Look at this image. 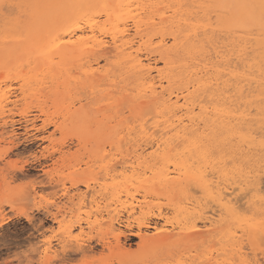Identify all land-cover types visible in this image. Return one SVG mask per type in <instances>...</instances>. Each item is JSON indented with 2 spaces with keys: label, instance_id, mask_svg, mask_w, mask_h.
Segmentation results:
<instances>
[{
  "label": "rangeland",
  "instance_id": "1",
  "mask_svg": "<svg viewBox=\"0 0 264 264\" xmlns=\"http://www.w3.org/2000/svg\"><path fill=\"white\" fill-rule=\"evenodd\" d=\"M137 1L138 0H134V3H136L135 8H132L133 16L130 17V14H127L125 16L123 15V17L121 18L122 21L117 23V20H114L115 22H111L113 21V19L111 20V17L105 16L106 9L102 7L101 0H84L86 5L83 14H80V8L77 7V4H79L81 0H0V264H178L180 259H178V257L180 256H183V258H190L189 260L184 258L186 259V262H188L187 264H189L193 262L192 260L195 261V259L196 263H200L201 260H204L203 256L211 251L213 252L212 254L216 256L217 253H221V250L223 248L227 250L226 253L227 255L229 254L228 256H230L228 259L232 257V260L230 259V261H227H235L232 264H264V254H261L264 253V205H262V203L264 204V72H262L264 69L263 1L202 0L201 2V0H144L141 3V8L139 7ZM161 8L163 11L160 10ZM190 10L192 11V13ZM41 12L43 14L39 16V13ZM78 12L80 16L79 14L77 15ZM183 12L187 13L183 14ZM177 13H182L183 16H181L182 14ZM198 13L199 15H197ZM176 14L178 15V17H176ZM201 15L203 16L200 17ZM211 15H213V17ZM134 17H136L137 21L141 25L140 31L138 33L137 31H135L136 29L134 27L133 21L129 19H133ZM163 17L166 19L164 22H162ZM211 17L213 21L211 20ZM112 18L115 17L113 16ZM91 19H95L96 21H98L99 26L103 27L104 32L106 33L105 35L107 36L106 37L104 35L103 38L105 40H108L109 42L107 46L108 50H111L110 48L112 46L114 47L112 42H110L111 39L109 38L110 35L108 36V34L113 32L112 29L114 30V28L116 27L115 24H119L127 20L128 24H126V29L130 34L127 33L129 35L126 34V38L120 36L119 39H122L119 42H124L123 39L126 40L125 42H128L129 40L131 42L132 40H134L133 42H131L132 46L135 44L133 47L136 48V50L138 49V46H140L139 50L142 55L141 57L150 60V63L152 62L151 64L153 67L155 66V68H159L161 70L162 67V71H165V75H167L166 72L168 73V77L173 80L170 89L176 90L177 88H184V86H190L191 89H194L192 88V83L195 84L203 81L206 83V88L209 85H213L215 90L216 88L219 90H216L217 95H215V93L212 92L214 90L213 86H209L210 88L206 89V92L208 94L204 93V96L207 97H202L206 100L203 101L202 98L199 99V101H201L203 105V111L199 109L195 111V114L199 111L201 114L202 111V113H206V115H209L208 118H210H207L208 120L206 119V123L210 121L211 118H214V120H219L217 122H212V119L210 123L208 122V125H212H209L210 127L208 126V130L205 132V135H207L208 138H205V136L201 140L199 137H197V139L201 141L199 142L197 139L194 140L197 142L198 148L194 146L190 147V143L187 142H185L184 144L182 143L181 145L178 144L180 147L178 145V147H173L175 151L177 148H179L177 149V151L179 152L182 150L181 152L183 153V155L181 153L178 154V152H173V155L174 153L178 155H175L174 159L171 155V164H169L170 166L168 168L170 172H173L175 164L174 160L176 161V163H187L188 161H190L188 162V164H192V162H196V164L194 163L192 168L195 165L197 167L199 163V165L201 166H198L197 168L194 167L196 169L195 172L203 173V175L204 173L207 174L205 175V180L207 177L206 181L210 183L212 182L214 184H217V182L219 181L224 182V180H226V182L224 183H226L227 186L229 184L228 187L231 188V192L233 191L232 197L233 199H235L233 200L234 205L238 201V203H236V205L238 204V207H236L235 205V214L232 212L228 214L223 213L222 222H220L221 225H219L220 223L217 224L218 227L216 225L214 229H212V227H210L209 224L204 221V219L202 220V223L199 224L200 228H202L201 232H203V230L209 231V229L210 231L214 230L212 233V238L211 240H209V242H207V244L203 243L204 245H199L194 243H184L179 248L159 246V248L156 247L158 249L149 246L148 248L144 246L143 242L141 243L142 238L140 237V233L138 232V228L136 225L138 220H141V218L143 217V212L139 209L137 210L133 218L130 219L131 221L128 223L126 221L127 215H125L126 213L122 211L125 216H122L121 221L115 224L116 233L113 231V233L111 232V229L108 226L109 224L107 223L110 218L107 210H113L116 208V205L114 204L116 199L115 195H117L120 190L125 189V186H127L126 184H128L129 186L131 185V187L133 188H130L131 190L129 191V193L121 192V201L122 203H124V206L129 207L131 203H137V201L144 203L146 201L144 197H147L146 199L149 206L153 207L152 211L155 212V215L151 216L150 218L154 222H158L160 224H162L163 221H161L156 216V214H158L159 208L164 210V213L168 212L167 214L170 218L175 217L176 214L173 215L174 213L171 212L173 209L172 205L175 204L174 197H176V204L177 206H179L178 202L180 204V200L184 195L181 196L179 194H176L175 196L174 192L159 190L161 189L159 186H157V189L159 191L154 190L156 188V186H152L154 183L145 184L146 186H141L140 181H144V179L146 178L140 172L142 170H139L142 177L140 174H135V176L129 172L131 174H128V176H131V178L129 177L130 179H123V176L119 173L122 170L121 167L125 166H121L123 163H127V165H129L132 162L136 161L135 158L138 154L148 156L149 153H152V151L155 149L152 144H149L148 141L145 142L144 138V140L141 139L142 134H140L141 132L139 131V129L141 130L140 126L142 125V123L147 124L151 119H153V115L150 112L154 110V106H151L153 107L151 111L148 108H145V111L148 109L150 111V114H146L148 110L144 114L140 111L144 109V107L141 109L142 106L147 105L145 104L146 100L144 97L146 96L145 89L147 87V84L144 83L143 80L137 78H141V75H139L141 73L138 72V74L137 72H133L134 69L131 67V63H133V61L131 62V59H127V56L126 58L124 57L126 51L128 52L129 50H125V53L123 52L124 56L122 55V59L120 57V54L122 53H118L119 57L117 58H119L120 60L115 57V53L113 54L114 57H110L112 58L110 59V62L117 60L112 64L115 63L114 65H117L121 69L123 67L124 71L115 67L117 70H121L119 72L113 67H110V65L108 67L107 62L104 58H100V61L98 59L95 64L94 60L96 61V59H94V57L98 58V56H94L95 53L94 55H90L93 53V51H89V48H87L89 54H87V50H84L83 52L82 49L84 47L79 49L80 51L76 48L77 51L73 52V50L71 52H68L62 59L59 56V51L52 48L55 39L60 37L62 39L63 37L64 40H67L69 38L67 34L69 33L67 24H72L75 20H79L83 21L81 24L83 26L86 20ZM206 19L209 20L208 22H210L211 25H209ZM193 20H196L197 22H194ZM175 22H177V25ZM165 23H167V25ZM109 26L112 27L110 28ZM168 26L170 29L167 28ZM83 27H85V25ZM228 27L230 28L227 29ZM172 28L173 30H175L174 28L177 29L175 30V34L172 33L174 32L173 30H171ZM179 29L181 30L180 32H178ZM259 30H261L262 32ZM197 32H199L200 35ZM178 33L183 34H180L181 36L179 37ZM25 34L27 35L25 36ZM172 34L175 36H172ZM209 35L211 36L209 37ZM67 36L68 38H64ZM163 38L166 40L165 44L167 43L168 46H166L168 50L165 47L162 48L163 50H159L158 53V46ZM178 38L182 41L179 42L180 40ZM38 41L45 45V49H48L50 42H52L51 53L49 55H47V52L38 53L36 50V46H32L35 45ZM175 41L177 42V44H179L178 46L177 44L174 46L175 43L173 42ZM119 42L118 45L122 43ZM171 42L173 43V45L171 46L172 48L169 47L172 44ZM191 42L192 44L190 45L196 48L195 54L197 55L198 53L197 56L193 55L195 52L193 47L191 48L190 45H188V43ZM199 42L202 44H200V48L196 45L199 44ZM180 43L182 44L180 45ZM206 43H209L210 45H207ZM185 44L192 50H189ZM182 47L185 49L183 50ZM219 47H221L222 49ZM197 48L199 49V52L200 49H203V51L200 53H203L206 57L201 55L198 52ZM204 48H208L205 49L207 51H205V53H207L209 57L204 53ZM212 49H214V52L212 51ZM184 51L189 52L187 53ZM168 52L172 55H170ZM183 52L184 54H182ZM218 52L221 54L219 55ZM97 53V55L100 54L99 52ZM186 53L189 56L185 55ZM223 53H226L228 56L226 54L224 56ZM166 54H169L170 57ZM247 54L249 55L247 56ZM184 56L187 57L185 58ZM172 57L175 58L173 59L175 60L174 62L173 60H169V58L171 59ZM256 57L258 58V60L256 59ZM181 58H183L185 61ZM124 59L127 60L124 61ZM88 61H90V63H93L91 64L95 69L101 68V65L102 67H104V65L107 66V68L104 67L103 69H99V71H101L100 73H103L104 71V73L109 74H102L103 78L106 80H104L103 84L108 80V82L106 83L107 85H102L104 89L102 86L90 85L88 82H86L83 75L85 70L82 71L83 73L80 72L82 69L88 68L91 65L90 63H88ZM165 61L170 63V65L168 64L170 69L171 66H176V70L175 68L172 69L174 70V73L171 70L170 72H168V66H166ZM204 61L206 62V64ZM125 62L127 63V65ZM144 62L147 63V61ZM86 63L88 65H86ZM82 64H84L83 66L86 67L82 66L81 68L80 66ZM92 65L87 70L91 69ZM181 66L184 68H182ZM127 67L132 68L133 70L128 69V71L130 70L129 72L127 70L125 71ZM251 67L259 70L256 72V70L252 69ZM260 68L262 69L260 70ZM109 69V72L105 71ZM131 70L133 73L131 72ZM68 71L69 73H67ZM122 71L124 74L122 73ZM76 72L77 75L75 74ZM193 72L198 73L195 76ZM178 73L179 76L181 75V78L178 77ZM111 74H114L113 79H111ZM80 75H83V78H81L82 76ZM120 75L123 77H121ZM124 75L126 76L124 77ZM129 75L130 77L134 75V77L130 78L128 77ZM152 75L154 77L157 75V73L153 72ZM199 75L202 77H204L205 75V78L201 80L202 77H199ZM196 77L197 79L195 80L194 78ZM67 78H69V80ZM118 78L121 79V82ZM207 78L210 80V82ZM215 78H217L218 80ZM175 79H178V81H176ZM129 80H131L133 84L131 83V81L129 82ZM157 81L158 79L156 80V83ZM111 83L113 85L115 83L116 85L113 86ZM182 83L184 86L182 85ZM142 84L144 86H142ZM165 85L168 86L167 83ZM95 86L97 88L100 87L105 91H100L101 89H96ZM77 87L80 89H75ZM205 87L202 89H205ZM107 88L110 92H108ZM234 88H236L235 91ZM95 89L96 91L98 90L97 93L93 91ZM209 89H211L210 91L212 93L209 91ZM231 89L236 94H234ZM114 90L116 91L114 92ZM220 91L223 95L221 94L219 96V94L221 93ZM227 91H229L230 93ZM88 92L89 94L87 95L86 93ZM93 92L97 94V96L93 94ZM98 92L100 93L98 94ZM112 92H117V96H115L116 94H113ZM128 92H131V94H129ZM202 93L201 95H203ZM105 94L108 95V98ZM125 94H129L126 96L127 100L129 101L125 100ZM212 94L214 95L212 96ZM86 95L90 99L92 97L93 98L91 100L89 98L85 99V97H87ZM137 95L142 99L137 98ZM237 95L239 98L237 97ZM123 96L125 98H123ZM128 97L131 98L129 99ZM223 97L226 99V101ZM227 97H229V99ZM102 98H104L105 101L104 99L102 100ZM211 98H213L214 100H212ZM228 100L230 103L228 102ZM94 101H99V103H95ZM126 101L129 102L128 105H124L127 104ZM238 102H240L241 104H239ZM85 103L88 104L86 105ZM118 103H123V105H118ZM210 103H214L215 105H212ZM104 105L105 107L102 108L104 109L103 111L100 106L103 107ZM234 105H236V107ZM243 106H245V108ZM106 107H109L108 110ZM130 107H132V109ZM231 107L235 110L231 109ZM240 108L242 110H239ZM118 109L119 111L117 112L119 113H116L115 117L114 112H116V110ZM220 109L222 110L219 111ZM122 110L124 111L121 112ZM142 111L144 112V110ZM244 111L246 112L244 113ZM140 112L142 114H139ZM183 112L178 114H181L182 116V114L184 115L185 113ZM200 114L198 113L197 115ZM206 115L204 114L203 116L205 117ZM117 116H121L122 119H119ZM238 116L240 118H242L243 116L244 119H242L244 121L242 122V119H240ZM224 117L226 118V120ZM229 117L232 119H228ZM223 118L225 121L223 120ZM233 119L237 120L233 121ZM238 119H240L241 121H239ZM250 122L253 126H248L250 125ZM261 122L263 124H261ZM215 123H217L218 125ZM116 124H118L119 126ZM242 124H245V126ZM138 125L139 127H137ZM129 126L131 127V129ZM242 126H244L245 128ZM247 126L248 128H246ZM126 127H128L129 133H134H132L131 135L126 132ZM260 129L262 130V132ZM256 131H258V133ZM246 132L249 134L247 135ZM260 132L262 135L259 134ZM235 133L238 135H236ZM125 135L128 136L125 137ZM158 136L160 137V134L157 135V138ZM195 136L198 135H194L193 137ZM243 136H245L246 138H244ZM217 139L219 141L216 142ZM120 140L121 143L124 142V146H122V144L120 146ZM142 140L145 142V144H143ZM253 142L256 143L254 144ZM128 143H130L131 145H129ZM251 143L252 146L250 145ZM200 145L203 147L201 148ZM200 149H202L203 151ZM141 150L143 151V153L141 152ZM198 151L201 152L199 153ZM205 151H207L208 159H203L201 157V155L205 153ZM185 152H188V155ZM176 157H178V159ZM189 157L190 159H188ZM148 159H151V162L150 160H147V163L144 164L145 166H152L158 161L156 158ZM172 159L174 164L172 163ZM226 161H228V164L225 163ZM119 162H121V165ZM110 163L112 166L110 165ZM112 163L115 165V170H112L115 173H110L111 169L113 168ZM115 163H118L119 165H116ZM109 166H111L112 168L110 167V170L108 169L110 171L108 175V172L105 168H109ZM200 167H202L200 169L201 171L199 170ZM156 168L158 170H161L163 168V164H161L160 162L159 165H156ZM208 170L214 176L207 172ZM114 174H117L116 176L118 179ZM119 174L121 177H118ZM151 177L152 175L148 173V178ZM239 177H242L246 181V183L242 178L240 179ZM231 179L233 181H236L233 182ZM237 182H239V184ZM236 188L238 189L236 190ZM191 189V192H189L190 195L186 194V196L188 198L190 197L193 200H195V198L198 201L200 200L201 202H199L203 205L202 208L207 213V215H211L215 210L217 214L221 213L219 212V208H217L216 206V202L213 199L209 198L208 193H206V191L203 190L200 185L195 182V180L192 181ZM213 190L215 189L213 188ZM246 190L251 191L248 194ZM193 191L195 193H192ZM216 192V190L213 192L216 194H214L213 197H217ZM243 193L246 195H244ZM242 195L244 197H242ZM241 200L243 203H241ZM259 201H261L262 203ZM239 207H241V209ZM242 208H246V210L243 211ZM118 209L124 208L122 206H119ZM247 210H250L249 213ZM56 216L58 217V220L55 218ZM79 223H81V227H79ZM129 223L130 225H128ZM248 223L259 224V227H251ZM231 226L233 227L229 228ZM260 230H262V233ZM143 231L144 234L145 232H147V234H151V236L153 234V230L148 231L146 230V228H144ZM115 235H118L120 237V243L122 245L120 246L121 248L123 247L125 249L124 253H128L127 255H125L126 259L124 258V256L118 257V255H120L123 250L119 253V249L114 248L116 245H114L115 239L113 236ZM103 240L105 243L110 245L113 243L112 245L115 249L114 250L112 248L113 253L107 250V247H102L104 243ZM210 241H212V243H210ZM259 241L262 245L259 243ZM213 242H216V246ZM78 244L83 245L82 247H79ZM211 244H213L214 246L212 245V247ZM195 245L196 248H194ZM78 247L80 249H78ZM197 248H199L198 251ZM81 249H85V251L80 252L82 251ZM209 249L211 251H209ZM171 251L173 254L171 253ZM117 252L119 254H114ZM234 254L236 255L234 256ZM235 257L237 258L236 260ZM167 258H169V260H167ZM226 258L227 257L219 258V260L222 259L221 261H219V263H221ZM123 259L125 260L123 261ZM213 261L204 264H215Z\"/></svg>",
  "mask_w": 264,
  "mask_h": 264
},
{
  "label": "bare ground",
  "instance_id": "2",
  "mask_svg": "<svg viewBox=\"0 0 264 264\" xmlns=\"http://www.w3.org/2000/svg\"><path fill=\"white\" fill-rule=\"evenodd\" d=\"M86 1V0H85ZM94 1V0H93ZM142 1H144V0H138L137 2H138V4H139V7L140 6H142ZM161 1V0H160ZM173 1V0H172ZM261 1H263V4H264V0H261ZM151 2V1H150ZM157 2V1H156ZM164 2V1H163ZM201 2H202V0H201ZM87 3V2H86ZM101 3H102V7H104V9H106V15L105 16H107V17H111L110 19L112 20L113 19V21H111V22H115L114 20H117V23L118 22H120V21H122V17H123V15L125 16V15H127V14H130L129 16L131 17V16H133L132 15V13H133V7L135 8V3H134V0H101ZM172 3V2H171ZM178 3V2H177ZM180 3V2H179ZM195 3V2H194ZM262 3V2H261ZM10 4V3H9ZM174 4V3H173ZM207 4V3H206ZM210 4V3H209ZM57 5V4H56ZM78 6V8H80L79 9V12H80V14H83V11H84V8H85V2H84V0H81V2L79 3V4H77ZM160 5V4H159ZM176 5V4H175ZM247 5V4H246ZM192 6H193V2H192ZM196 6V5H195ZM26 7V6H25ZM62 8H64V7H62ZM141 8V7H140ZM139 8V9H140ZM197 8V7H196ZM203 8V7H202ZM176 9V8H175ZM199 9V8H198ZM64 10V9H63ZM135 10V9H134ZM138 10V9H137ZM136 10V11H137ZM141 10H143V9H141ZM161 11H163L162 10V8L160 9ZM177 10V9H176ZM111 11V12H110ZM146 11V10H145ZM186 11H188V10H186ZM191 11V10H190ZM79 12L77 13V15L79 14ZM156 12V11H155ZM165 12V11H164ZM194 12H196V11H194ZM171 13V12H170ZM185 13H187V12H185ZM184 12H183V14H185ZM191 13H192V11H191ZM224 13V12H223ZM41 14H43L42 12L41 13H39V16H41ZM80 14H79V16H80ZM151 14V13H150ZM173 14V13H172ZM171 14V15H172ZM177 14H182V13H177ZM176 14V15H177ZM183 14L181 15V16H183ZM189 14H190V12H189ZM210 14V13H209ZM208 14V15H209ZM226 14H228V13H226ZM45 15V14H44ZM156 15V14H155ZM194 15V14H193ZM197 15H199V13L197 14ZM216 15V14H215ZM225 15V14H224ZM223 15V16H224ZM38 16V17H39ZM43 16V15H42ZM115 17V18H112V17ZM128 16V17H129ZM147 16V15H146ZM153 16V15H152ZM174 16V15H173ZM196 16V15H195ZM203 15H201L200 17H202ZM212 17H213V15H211ZM6 17V16H5ZM92 17H94V16H92ZM127 17V18H128ZM175 17V16H174ZM176 17H178V15L176 16ZM209 17V16H208ZM208 17H207V19H208ZM212 17H211V20L213 21V19H212ZM188 18V17H187ZM225 18V17H224ZM228 18V17H227ZM41 19V18H40ZM39 19V20H40ZM78 19V18H77ZM80 19V18H79ZM130 20H132L133 21V24H134V27H135V31H137V33L140 31V28H141V25H140V23L137 21V19H138V16H137V19H136V17H134L133 19L132 18H129ZM142 19V18H141ZM152 19V18H151ZM185 19V18H184ZM184 19H182V20H184ZM206 19V20H207ZM166 19L163 17L162 18V22H164ZM199 20H201V19H199ZM210 20V21H211ZM219 20V19H218ZM217 20V21H218ZM220 20H221V18H220ZM4 21V20H3ZM41 21V20H40ZM43 21V20H42ZM194 22L196 21V20H193ZM209 20H207V22H208ZM82 22L83 21H79V20H75L72 24L70 23V24H67V28L69 29V33H67L68 34V36H69V38H68V36L67 37H64V38H68L67 40H64L63 39V37H62V39H61V37L60 38H57V39H55L54 40V43H53V45H52V48L54 49V50H58L59 51V56H60V58L62 59L68 52H71V51H73V52H75V51H77V49L79 50V49H81V48H86V49H82L83 50V52H84V50H87L88 51V49L87 48H89V51L91 50V51H93V53L92 52H90V53H92V54H90V55H94V53H95V55L94 56H98V58H95L94 57V59H96V61L94 60V62H95V64H96V62H97V60L99 59V61H100V58L102 59V58H104L105 60H106V62H107V66L109 67V65H110V67H113L114 69H118L119 67L117 66V65H114V64H112L113 62H115V61H117V60H115V61H112V62H110L111 60L110 59H112V58H110V57H114V53H115V57L117 58V57H119V54L118 53H122V54H120L121 56V59L123 58V52L125 53V50H129L128 52L126 51V53H125V58H126V56H127V59H131V62L133 61V63H131L132 64V68L135 70H133L132 68H129V67H127L126 69H125V71L127 70L128 71V69H132L133 70V72L134 73H141V74H139V75H141V78H139V77H137L138 79H140V80H143V82L144 83H146L147 84V87H146V89H145V91H146V96H144L143 94V96L145 97V100H146V102H145V104H147V105H144V106H140L141 107V109L144 107V109H142V110H144V112L142 111V110H140L143 114L149 109L150 111L152 110V108L153 107H151V106H154V110H152L151 112L148 110L147 112H146V114L147 113H151L152 115V118L153 119H151L150 120V118H149V120H150V122L149 123H147V124H143L142 123V125L141 124H139V125H141L140 127H141V130L139 129V131L141 132L140 134H142V138L141 139H143L145 142H149V144H152L153 145V147L155 148L153 151H152V153L150 152H148L149 153V155L148 156H145V155H143V154H138L137 155V157L135 158L136 159V161L135 162H132L131 164H129V165H127V163L126 164H122L121 165V162H119L120 163V165L121 166H123V165H125V166H123V167H121V172H119L123 177V179L124 178H131V176H128V174L129 175H131L130 173H132V175H137V174H140L141 175V173H142V175L144 176V177H146L145 179H144V181H140V184H141V186H146L145 184H151V183H154L152 186H156V188L154 189V190H158L157 189V186H159L161 189H159V190H167V191H169V192H174V194H175V196H176V194H179V195H181V196H183V198H181V202H180V204H179V202H178V205L179 206H177V204H176V197H174L175 199H174V201H175V204H173L172 205V213H174L173 215H175V217H169V215L167 214V213H164V210H162L161 208H159V210H158V214H156V216L161 220V221H163V223L162 224H160V223H158V222H154L150 217L151 216H154L155 214V212H153L152 210H153V207H151V206H149V204H148V202H147V197H144V199L146 200L144 203L143 202H140V201H137V203H131V205L129 206V207H125L124 206V203H122V201H121V192H125V193H129V191L131 190L130 188H133V187H131V185L129 186L128 184H126L127 186H125V185H123V186H125L124 188L125 189H123V190H120V192L117 194V195H115L116 196V199H115V202H114V204L116 205V208L115 209H113V210H107V212H108V215L110 216V218H109V221L107 222L109 225V228L111 229V232L113 231V232H115V224L116 223H119L120 221H121V217L122 216H125V215H127V223L128 222H130L131 220V218H133V216L135 215V213L137 212V210L139 209L140 211H142L143 212V217L141 218V220H138V222H137V228H138V232L140 233V237L142 238V241H141V243L143 242V244H144V246H146V247H152V248H156V247H158L159 248V246H161V247H163V246H169V247H174V248H179L182 244H186V243H194V244H203V243H206L207 244V242H209V240H211V238H212V233H213V231H210V229H209V231H204L203 230V232H201V229L202 228H200V223H202V220L204 219V221H206V223H208L209 224V226L210 227H212V229H214V227L217 225V224H219L220 222H222V216H223V213H230V212H232V213H234V211L236 210V207H238L237 205H236V203H238V201L235 203V205H236V207H235V205H234V202H233V200H235V199H233V197H232V195H233V191L231 192V188H229L228 186H229V184H228V186L226 185V183H224V182H226V180H224V182H221V181H219V182H217V184H214V183H210V182H208V181H206L207 180V177H206V180H205V175H207V174H205L204 173V175H203V173H198V172H195L196 171V169L195 168H197L198 166H201V165H199V163H198V166L196 167V165L192 168V166L194 165V163L196 164V162H192V164L190 163V164H188V162H190V161H188L187 163H185V162H179V163H176V161L174 160V162H175V164L173 163V159H174V157H175V155H178L179 153H181L182 155H183V153L181 152L182 150L181 149H184V148H181L180 150V152L179 151H177V149H179V148H177L176 149V151L174 150V148L173 147H178L179 145H181L182 143L184 144L185 142H187V143H190V147L191 146H194V147H196V148H198V144H197V142L196 141H194V140H196L197 139V137H199L201 140L203 139V137H205V138H208L207 137V135H205V132L208 130L207 128H209L210 126H212V125H208V122L210 123V121L212 120V122L213 121H215V122H217V121H219V120H214V118H211V120L210 121H208L207 123H206V121L210 118H208V116L209 115H206V113H202V111H203V105H202V103H201V101H199V99L200 98H204V97H207V96H204V93H207L206 92V89L207 88H210L211 86H213V85H209L208 86V83H207V88L205 87V85H206V83L205 82H203V81H201V80H203V78H205V75H204V77H202V76H200L199 75V77H202V79L200 80L201 82H198V83H192V88H194V89H191L190 88V86L189 87H187V86H184L183 85V83H182V85L184 86V88H177L176 90H172V89H170V87L172 86V79L170 78V77H168V73L166 72V74L167 75H165V71H162V67H161V70L159 69V68H155V66L153 67L152 66V62L150 63V60H147V59H144L143 57H141L142 55H141V53H140V50H139V47L140 46H138V49L136 50V48H134L133 46L135 45H133L132 46V43L131 42H133L134 40H132L131 42H130V40L128 41V42H125L126 40L125 39H123L124 40V42H119L122 38H120L119 39V37L121 36V37H123V38H126L127 36H125L127 33H129L128 32V30L126 29V24H128L127 23V20L126 21H123V22H121V23H119V24H115L116 25V27L114 28V30L112 29V31L113 32H111V33H109L108 34V36H109V38L111 39V41L110 42H112V44L114 45V47L112 46V44H111V48L110 47H108V48H110L111 50H108L107 49V46H108V44H109V42H108V40H105L104 38H103V36L106 34L105 32H104V29H103V27H100L99 26V24H98V21H96L95 19H91V20H86L83 24L85 25V27H83L81 24H82ZM151 22V21H150ZM161 22V23H162ZM167 22V21H166ZM197 22V21H196ZM199 22V21H198ZM202 22V21H201ZM204 22V21H203ZM170 23V22H169ZM173 23V22H172ZM176 23V25H177V22H175ZM209 23V25H211L210 24V22H208ZM219 23V22H218ZM159 24V23H158ZM163 24V23H162ZM166 25H167V23H165ZM112 25V24H111ZM156 25V24H155ZM154 25V26H155ZM171 25V24H170ZM173 25V24H172ZM191 25H193V24H191ZM220 25V24H219ZM185 26V25H184ZM196 26V25H195ZM1 27V26H0ZM110 28L112 27V26H109ZM108 27V28H109ZM121 27H123V28H121ZM159 27V26H158ZM161 27V26H160ZM192 27V26H191ZM211 27V26H210ZM212 27H214V26H212ZM109 28V29H110ZM128 28V27H127ZM165 28H166V26H165ZM167 28H169V26L167 27ZM177 28V27H176ZM176 28H174L175 30H177ZM180 28V27H179ZM197 28V27H196ZM230 27H228L227 29H229ZM88 29V30H87ZM170 29V28H169ZM168 29V30H169ZM189 29V28H188ZM28 30V29H27ZM160 30V29H159ZM158 30V31H159ZM171 30H173V28L171 29ZM170 30V31H171ZM175 30H173L174 32H172V33H174L175 34ZM193 30V29H192ZM191 30V31H192ZM157 31V30H156ZM155 31V32H156ZM161 31H163V30H161ZM181 30L179 29V31L178 32H180ZM196 31V30H195ZM259 31H261V30H259ZM49 32H50V30H49ZM160 32V31H159ZM177 32V31H176ZM189 32V31H188ZM262 32V31H261ZM187 33V32H186ZM194 33V32H193ZM198 34H199V32H197ZM212 33V32H211ZM221 33V32H220ZM256 33V32H255ZM130 34V33H129ZM129 34H127V35H129ZM159 34V33H158ZM170 34V33H169ZM179 34V33H178ZM180 34H183V33H180ZM179 34V37L181 36ZM188 34V33H187ZM198 34H196V35H198ZM201 34H203V33H201ZM205 34V33H204ZM209 34V33H208ZM213 34V33H212ZM218 34V33H217ZM232 34V33H231ZM27 34H25V36H26ZM139 35V34H138ZM195 35V36H196ZM200 35V34H199ZM206 35V34H205ZM106 36V35H105ZM125 36V37H124ZM146 36H148V35H146ZM172 36H175V35H173L172 34ZM178 36V35H177ZM189 36V35H188ZM192 36H194V35H192ZM204 36V35H203ZM208 36V35H207ZM211 35H209V37H210ZM107 37V36H106ZM200 37V36H199ZM199 37H197V38H199ZM206 37V36H205ZM231 37V36H230ZM150 38V37H149ZM145 39H147V38H145ZM152 39V38H151ZM150 39V40H151ZM172 39V38H171ZM179 39V38H178ZM225 39V38H224ZM128 40V39H127ZM147 40H149V39H147ZM174 40V39H173ZM172 40V41H173ZM176 40V39H175ZM180 40V39H179ZM188 40V39H187ZM210 40V39H209ZM239 40V39H238ZM262 40V39H261ZM182 40H180L179 42H181ZM211 41V40H210ZM213 41V40H212ZM252 41H254V40H252ZM118 42L119 43H121V44H119L118 45ZM165 42H166V40L163 38L162 40H161V42L159 43V46H158V44H157V46H158V53H159V50L161 51V49L162 48H167V43L165 44ZM178 42V43H179ZM184 42V41H183ZM188 42V41H187ZM198 42V41H197ZM206 42H209V41H206ZM238 42V41H237ZM240 42V41H239ZM242 42V41H241ZM51 43L52 42H50V44H49V46H48V49H45V45L43 44V43H41V42H37L35 45H32V46H36V50H37V52L38 53H40V52H47V55H49L50 53H51ZM172 43V42H171ZM173 43H175L174 44V46L177 44V42L175 41V42H173ZM173 43L169 46L170 48H172L171 46L173 45ZM212 43V42H211ZM214 43V42H213ZM243 43V42H242ZM241 43V44H242ZM251 43V42H250ZM46 44V43H45ZM156 44V43H155ZM182 43H180V45H181ZM190 44H192V42L191 43H188V45H190ZM196 44V43H195ZM200 42H199V44H196L198 47L200 46ZM204 44V43H203ZM207 44V43H206ZM209 44V43H208ZM207 44V45H208ZM215 44V43H214ZM222 44H224V43H222ZM226 44V43H225ZM245 44H247V43H245ZM145 45V44H144ZM167 45V46H166ZM179 44H177V46H178ZM186 45V44H185ZM184 45V46H185ZM202 45V44H201ZM206 45V46H207ZM210 45V44H209ZM142 46V45H141ZM187 46V45H186ZM196 46V47H197ZM246 46V45H245ZM180 47V46H179ZM188 47V46H187ZM186 47V48H187ZM190 47L192 48L193 46H191L190 45ZM190 47H188V49L189 50H192V49H190ZM233 47H237V46H233ZM33 48V47H32ZM77 48V49H76ZM200 48V47H199ZM219 48H221V47H219ZM225 48V47H224ZM241 48H242V46H241ZM76 49V50H75ZM135 49V50H134ZM142 49V48H141ZM145 49V48H144ZM182 49L184 50L185 48H183L182 47ZM181 49V50H182ZM187 49V50H188ZM193 49H194V54L193 55H196L195 53H196V48L195 47H193ZM205 49H208V48H204V53H205ZM222 49V48H221ZM31 50V49H30ZM163 50V49H162ZM167 50H168V48H167ZM170 50H173V49H170ZM178 50V49H177ZM176 50V51H177ZM179 50H180V48H179ZM182 50V51H183ZM197 50H198V52H199V49L197 48ZM214 49H212V51H213ZM230 50V49H229ZM234 50H236V49H234ZM80 51V50H79ZM78 51V52H79ZM89 51H88V53L87 54H89ZM142 51V50H141ZM156 51V52H157ZM203 51V49H200V52H202ZM211 51V52H212ZM221 51V50H220ZM219 51V52H220ZM242 51V50H241ZM86 52V51H85ZM97 52H99L100 54L99 55H97L98 53ZM165 52V51H164ZM167 52V51H166ZM184 52H189V51H184ZM184 52L182 53V54H184ZM191 52V51H190ZM199 52V53H200ZM207 52V51H206ZM210 52V53H211ZM214 52V51H213ZM218 52V53H219ZM231 52V51H230ZM80 53V52H79ZM81 53H82V51H81ZM169 53V52H168ZM185 54V55H188V54ZM216 53V52H215ZM227 53V52H226ZM225 53V54H226ZM233 53V52H232ZM86 54V55H87ZM117 54V55H116ZM146 54V53H145ZM155 54V53H154ZM164 54V53H163ZM170 54V53H169ZM169 54H166L167 56H169ZM174 54V53H173ZM181 54V55H182ZM201 54V53H200ZM205 54H207V53H205ZM221 53H219V55H220ZM224 54V53H223ZM223 54H222V56H223ZM225 54H224V56H225ZM113 55V56H112ZM123 55V56H122ZM170 55H172V54H170ZM178 55V54H177ZM180 55V54H179ZM191 55V54H190ZM197 55H198V53H197ZM196 55V56H197ZM201 55H203L204 57H206L203 53L201 54ZM200 55V56H201ZM227 55V54H226ZM246 55V54H245ZM249 54H247V56H248ZM156 56V55H155ZM154 56V57H155ZM189 56V55H188ZM207 56H208V54H207ZM213 56V55H212ZM218 56V55H217ZM228 56V55H227ZM91 57V56H90ZM90 57H88V58H90ZM93 57V56H92ZM145 57V56H144ZM147 57V56H146ZM161 57V56H160ZM170 57V56H169ZM185 58L187 57V56H184ZM209 57V56H208ZM231 58V57H230ZM58 59V58H57ZM103 59V60H104ZM117 59H119V58H117ZM127 59H124V61L125 60H127ZM151 59V58H150ZM173 59H175V58H169V60H173ZM181 59H183V58H181ZM195 59V58H194ZM203 59V58H202ZM218 59V58H217ZM233 59V58H232ZM235 59V58H234ZM256 59L258 60V58L256 57ZM55 60V59H54ZM84 60V59H83ZM120 60V59H119ZM168 60V59H167ZM184 60V59H183ZM187 60V59H186ZM199 60V59H198ZM208 60V59H207ZM92 61V60H91ZM99 61H98V63H99ZM144 61H147V63H145ZM175 60H173V62H174ZM177 61V60H176ZM185 61V60H184ZM191 61V60H190ZM200 61V60H199ZM214 61H215V59H214ZM254 61V60H253ZM102 62V61H101ZM105 62V61H104ZM122 62V61H121ZM157 62V61H156ZM166 62V66H168V72H170V70L173 72L174 70H172V69H174L175 67H172L171 66V69H170V67H169V65H170V63H168L167 61H165ZM182 62V61H181ZM180 62V63H181ZM205 62V61H204ZM209 62V61H208ZM230 62V61H229ZM235 62V61H234ZM250 62V61H249ZM261 62V61H260ZM88 63H90V61H88ZM92 63V62H91ZM90 63V64H91ZM97 63V64H98ZM110 63V64H109ZM118 63V62H117ZM123 63V62H122ZM121 63V64H122ZM126 63V62H125ZM176 63V62H175ZM174 63V64H175ZM178 63V62H177ZM222 63H223V61H222ZM232 63V62H231ZM237 63V62H236ZM235 63V64H236ZM256 63V62H255ZM93 64V63H92ZM91 64V65H92ZM121 64H119V65H121ZM124 64V63H123ZM163 64H165V63H163ZM169 64V65H168ZM183 64V63H182ZM188 64V63H187ZM205 64H206V62H205ZM212 64H213V62H212ZM234 64V65H235ZM253 64V63H252ZM257 64V63H256ZM256 64H255V66H256ZM74 65V64H73ZM72 65V66H73ZM84 64H82L80 67L82 68V66H83ZM86 65H88L87 63H86ZM90 65V66H91ZM100 65V64H99ZM126 65H127V63H126ZM171 65H173V64H171ZM193 65V64H192ZM224 65V64H223ZM228 65V64H227ZM243 65V64H242ZM246 65V64H245ZM258 65V64H257ZM90 66L88 67V68H90ZM107 66H105L104 65V67H106L107 68ZM166 66H165V68H166ZM189 66V65H188ZM194 66V65H193ZM226 66V65H225ZM229 66V65H228ZM230 66H231V64H230ZM254 66V65H253ZM261 66V65H260ZM74 67V66H73ZM83 67H86V66H83ZM104 67H102V65H101V68L103 69ZM116 67V68H115ZM182 67V66H181ZM181 67H178V68H181ZM219 67V66H218ZM247 67V66H246ZM88 68H84V69H80L81 71V73H83L82 71L83 70H85L84 71V73H83V75H84V77H85V80H86V82H88L90 85H96V86H102V85H107L106 83L108 82V80H107V82L106 83H104L103 84V82H104V78H103V75H105V74H107V73H104V71H103V73H100L101 71H99V69H101V68H97V69H95L94 67H93V65H92V67H91V69H89V70H87ZM112 68V69H113ZM165 68H163V69H165ZM182 68H184V67H182ZM187 68V67H186ZM200 68V67H199ZM221 68V67H220ZM236 68V67H235ZM240 68V67H239ZM244 68V67H243ZM248 68H250V67H248ZM252 69H255L256 70V72L259 70H257L256 68H253V67H251ZM111 69V70H112ZM116 69V70H117ZM119 69H121V68H119ZM195 69V68H194ZM197 69V68H196ZM204 69V68H203ZM247 69V68H246ZM245 69V70H246ZM262 68H260V70H261ZM121 70H123V67H122V69ZM121 70H117V71H121ZM132 70H131V72H132ZM175 70H176V68H175ZM188 70V69H187ZM186 70V71H187ZM191 70H193V69H191ZM249 70V69H248ZM251 70V69H250ZM105 71H107V72H109L110 71V69L109 70H105ZM115 71V70H114ZM124 71V70H123ZM123 71H122V73H123ZM130 71V70H129ZM128 71V72H129ZM167 71V70H166ZM178 71V70H177ZM184 71V70H183ZM189 71V70H188ZM198 71V70H197ZM213 71V70H212ZM65 72V71H64ZM127 72V73H128ZM132 72V73H133ZM153 72H156L157 73V75L156 76H154L153 77ZM179 72V71H178ZM207 72V71H206ZM249 72V71H248ZM255 72V71H254ZM259 72H261V71H259ZM262 72H264V69H263V71ZM57 73V72H56ZM67 73H69V71L67 72ZM114 73V72H113ZM174 73V72H173ZM175 73H176V71H175ZM182 73V72H181ZM187 73H189V72H187ZM190 73H192V72H190ZM194 74H195V76L197 75V73H195V72H193ZM76 75H77V72L75 73ZM103 74V75H102ZM119 74V73H118ZM124 74V73H123ZM126 74V73H125ZM170 74V73H169ZM185 74H186V72H185ZM193 74V75H194ZM211 74H213V73H211ZM228 74V73H227ZM262 74V73H261ZM83 75H80V76H82L81 78H83ZM107 75H109V74H107ZM112 75V74H111ZM114 75V74H113ZM113 75H112V77H111V79H113ZM116 75H117V72H116ZM115 75V76H116ZM171 75H173V74H171ZM178 75V77L179 78H181L180 76H179V73L177 74ZM176 75V76H177ZM192 75V74H191ZM232 75H233V73H232ZM242 75V74H241ZM121 76V75H120ZM126 75H124V77H125ZM208 76V75H207ZM212 76V75H211ZM230 76V75H229ZM106 77H108V76H106ZM117 77V76H116ZM116 77H114V78H116ZM119 77V76H118ZM121 77H123V76H121ZM128 77H130V75L128 76ZM131 77H134V75L133 76H131ZM130 77V78H131ZM172 77V76H171ZM183 77H184V74H183ZM127 78V77H126ZM175 78H177V77H175ZM214 78V77H213ZM68 80H69V78H67ZM67 79H66V81H67ZM73 79H74V77H73ZM107 79V78H106ZM118 79H120V78H118ZM128 79V78H127ZM126 79V80H127ZM137 79V80H138ZM158 79V81H157V83H156V80ZM195 80L197 79V77L196 78H194ZM208 79V78H207ZM215 79H217V78H215ZM222 79V78H221ZM123 80V79H122ZM132 80V79H131ZM131 80H129V82L131 81ZM176 80V79H175ZM194 80V81H195ZM205 80V79H204ZM209 80V79H208ZM207 80V81H208ZM218 80V79H217ZM220 80V79H219ZM231 80V79H230ZM106 81V80H105ZM115 81V80H114ZM136 81V80H135ZM176 81H178V79L176 80ZM191 81V80H190ZM227 81H229V80H227ZM120 82H121V79H120ZM126 82V81H125ZM125 82H124V84H125ZM142 82V81H141ZM142 82V83H143ZM167 83V85L168 86H166L165 84ZM193 82V81H192ZM196 82V81H195ZM203 82V83H202ZM209 82H210V80H209ZM218 82V81H217ZM224 82H225V80H224ZM224 82H223V85H224ZM240 82V81H239ZM64 83V82H63ZM131 83H132V81H131ZM143 83V84H144ZM165 83V84H164ZM174 83V82H173ZM188 83V82H187ZM191 83V82H190ZM211 83H213V82H211ZM221 83V82H220ZM229 83H231V82H229ZM112 84V83H111ZM111 84H110V86H111ZM121 84V83H120ZM133 84V83H132ZM135 84V83H134ZM137 84H138V82H137ZM142 84V86H144ZM185 84V83H184ZM217 84V83H216ZM225 84H226V82H225ZM233 84V83H232ZM238 84V83H237ZM77 85V84H76ZM113 85V84H112ZM114 85H116L115 83H114ZM113 85V86H114ZM189 85V84H188ZM218 85V84H217ZM239 85V84H238ZM244 85V84H243ZM243 85H242V87H243ZM253 85V84H252ZM81 86H82V84H81ZM95 86V87H96ZM122 86V85H121ZM132 86H134V85H132ZM136 86V85H135ZM138 86H139V84H138ZM175 86V85H174ZM241 86V85H240ZM262 86V85H261ZM94 87V86H93ZM103 87V86H102ZM131 87V86H130ZM137 87V86H136ZM205 87V89H202V88H204ZM223 87V86H222ZM235 87H237V86H235ZM259 87V86H258ZM263 87V86H262ZM89 88V87H88ZM98 88H100V87H98ZM97 87H96V89H98ZM142 88V87H141ZM213 88H214V86H213ZM228 88V87H227ZM227 88H226V90H227ZM75 89H80V88H75ZM96 89L95 90H93L95 93H97V91H96ZM101 90L100 91H105V90H103L104 89V87H103V89L102 88H100ZM108 89V88H107ZM127 89H130V88H127ZM225 89V88H224ZM229 89V88H228ZM235 89L236 88H234V91H235ZM239 89V88H238ZM261 89V88H260ZM89 90V89H88ZM92 90V89H91ZM90 90V91H91ZM204 90H205V92H204ZM211 89H209V91H210ZM216 90L217 91H219L217 88H216ZM216 90H215V88H214V90L212 91L213 93H215V95H217L216 94ZM230 90V89H229ZM232 90V89H231ZM111 91H112V89H111ZM116 90H114V92H115ZM200 91V92H199ZM203 93H202V92ZM221 91H222V89H221ZM220 91V92H221ZM225 91V90H224ZM233 91V90H232ZM233 91V92H234ZM93 92V94H95ZM108 92H110L109 91V89H108ZM211 92V91H210ZM211 92V93H212ZM226 92V91H225ZM227 92H229V91H227ZM82 93V92H81ZM100 92H98V94H99ZM103 93V92H102ZM113 93V92H112ZM112 93H111V95H112ZM120 93V92H119ZM129 94H131V92H128ZM198 93H200V94H198ZM201 93L203 94V95H201ZM211 93H209V94H211ZM230 93V92H229ZM239 93V92H238ZM244 93V92H243ZM87 95L89 94V92L88 93H86ZM113 94H116L115 96H117V92L116 93H113ZM129 94H125V97L127 96V95H129ZM148 94V95H147ZM208 94V93H207ZM222 94V92L219 94V96ZM225 94H227V93H225ZM224 94V95H225ZM233 94V93H232ZM234 94H236L235 92H234ZM86 95V96H87ZM90 95H92V94H90ZM89 95V96H90ZM96 96H97V94H95ZM106 95V97L108 98V95L107 94H105ZM206 95V94H205ZM214 94H212V96H213ZM223 95V94H222ZM94 96V95H93ZM99 96V95H98ZM138 96V95H137ZM212 96H210V97H212ZM232 96H234V95H232ZM264 96V95H263ZM81 97V96H80ZM105 97V96H104ZM124 96H123V98H125ZM133 97H135V96H133ZM235 97H236V95H235ZM237 97H238V95H237ZM86 98H89L88 96L87 97H85V99ZM93 98V97H92ZM91 98V99H92ZM98 98V97H97ZM97 98H95V99H97ZM107 98H106V100H107ZM129 98V97H128ZM131 98V97H130ZM129 98V99H130ZM137 98H140V99H142L140 96H138ZM202 98V99H203ZM209 98V97H208ZM224 98V97H223ZM228 99H229V97H227ZM231 98V97H230ZM239 98V97H238ZM237 98V99H238ZM70 99V98H69ZM90 99V98H89ZM90 99V100H91ZM104 98H102V100H103ZM113 99V98H112ZM212 100H214L213 98H211ZM225 99V98H224ZM234 99H236V98H234ZM242 99V98H241ZM8 100V99H7ZM111 100V99H110ZM125 100H127V97L125 98ZM145 100H142V101H145ZM204 100H206V99H203V101ZM221 100V99H220ZM223 100V99H222ZM70 101V100H69ZM85 101V100H84ZM100 101V100H99ZM99 101H97L98 103H99ZM104 101H105V99H104ZM127 101H129V100H127ZM126 101V102H127ZM218 101H219V97H218ZM225 101H226V99H225ZM224 101V102H225ZM231 101V100H230ZM259 101V100H258ZM95 102V101H94ZM97 102H95V103H97ZM102 102V101H101ZM109 102V101H108ZM115 102V101H114ZM123 102H124V99H123ZM214 102V101H213ZM228 102H229V100H228ZM233 102V101H232ZM232 102H231V105H232ZM240 102H243V101H240ZM240 102H238L239 104H241ZM75 103V102H74ZM128 103L129 102H127V104H124V105H128ZM142 103V102H141ZM144 103V102H143ZM206 103H208V102H206ZM219 103V102H218ZM220 103H221V101H220ZM230 103V102H229ZM228 103V104H229ZM86 104V103H85ZM85 104H84V107H85ZM88 104V103H87ZM86 104V105H87ZM90 104H92V103H90ZM110 104H111V102H110ZM123 105V103L121 104V103H118V105ZM204 104V103H203ZM210 104H212V103H210ZM214 104V103H213ZM212 104V105H213ZM217 104V103H216ZM245 104V103H244ZM248 104V103H247ZM246 104V105H247ZM109 105V104H108ZM202 105V106H201ZM215 105V104H214ZM219 105V104H218ZM222 105V104H221ZM224 105H225V103H224ZM227 105V104H226ZM237 105V104H236ZM236 105H234L235 107H236ZM83 106V105H82ZM91 106V105H90ZM97 106V105H96ZM146 106V107H145ZM248 106V105H247ZM71 107V106H70ZM101 107V109L102 108H104L105 107V105L102 107V106H100ZM112 107V106H111ZM116 107H117V105H116ZM127 107V106H126ZM129 107V106H128ZM211 107V106H210ZM228 107V106H227ZM230 107V106H229ZM234 107V108H235ZM244 108H245V106H243ZM249 107V106H248ZM91 108V107H90ZM107 108V107H106ZM109 108V107H108ZM108 108H107V110H108ZM121 108H123V107H121ZM125 108V107H124ZM131 109H132V107H130ZM145 108H148L146 111H145ZM209 108V107H208ZM213 108H214V106H213ZM212 108V109H213ZM243 108V109H244ZM120 109V108H119ZM119 109L118 110H116V112H114V116L116 117V113H119V112H117V111H119ZM197 109H199V110H202L201 111V114H200V111L198 112L200 115H197L198 113H196L195 114V111H197ZM226 109V108H225ZM231 109H233L232 107H231ZM248 109V108H247ZM246 109V110H247ZM253 109V108H252ZM103 111H104V109H102ZM222 109H220L219 111H221ZM230 110V109H229ZM233 110H235V109H233ZM232 110V111H233ZM239 110H242L241 108L239 109ZM124 110H122L121 112H123ZM131 111V110H130ZM185 113H184V112ZM249 111V110H248ZM252 111V110H251ZM120 112V113H121ZM139 113V114H142V113ZM181 112H183L184 113V115L182 114V116H181V114H178V113H181ZM225 112V111H224ZM246 111H244V113H245ZM262 112V111H261ZM149 113V114H150ZM209 113V112H208ZM207 113V114H208ZM223 113V112H222ZM230 113V112H229ZM251 113V112H250ZM123 114V113H122ZM122 114H121V116H122ZM205 114L206 116V118L203 116V115ZM240 114V113H239ZM247 115V114H246ZM109 116V115H108ZM113 116V115H112ZM111 116V117H112ZM113 116V117H114ZM121 116L120 117H118L119 119L121 118ZM141 116V115H140ZM143 116V115H142ZM144 116H146V115H144ZM129 117V116H128ZM148 117V116H147ZM212 117V116H211ZM233 117V116H232ZM234 117H236V116H234ZM239 117V116H238ZM143 118V117H142ZM208 118V119H207ZM225 118V117H224ZM224 118H223V120H224ZM240 118V117H239ZM242 118L244 119V117L242 116ZM242 118H240V119H242ZM119 119H118V121H119ZM122 119V118H121ZM130 119H131V117H130ZM141 119V118H140ZM207 119V120H206ZM228 119H232V118H228ZM240 119H238L239 121H241ZM242 119V122L244 121ZM108 120V119H107ZM138 120V119H137ZM142 120V119H141ZM140 120V121H141ZM154 120V121H153ZM222 120V121H223ZM225 120H226V118H225ZM224 120V121H225ZM229 120V121H230ZM236 121L237 119H233V121ZM248 120V119H247ZM128 121V120H127ZM143 121H145V120H143ZM151 121H153V122H151ZM223 121V122H224ZM252 121V120H251ZM131 122V121H130ZM211 122V123H212ZM222 122V123H223ZM253 122V121H252ZM116 123H117V120H116ZM146 123V122H145ZM151 123H152V126H151ZM259 123V122H258ZM111 124V123H110ZM150 124V125H149ZM215 124H217V123H215ZM245 124H246V122H245ZM245 124H242V125H244L245 126ZM250 125H248V126H253V125H251V122L249 123ZM261 124H263L262 122H261ZM7 125V124H6ZM106 125V124H105ZM109 125V124H108ZM116 125H118V124H116ZM135 125H136V123H135ZM139 125L137 126V127H139ZM149 127H148V126ZM213 125H214V123H213ZM218 125V124H217ZM241 125V124H240ZM256 125V124H255ZM119 126V125H118ZM147 126V127H146ZM209 126V127H208ZM233 126V125H232ZM244 126H242V127H244ZM248 126L246 127V128H248ZM260 126V125H259ZM3 127V126H2ZM130 127V126H129ZM235 127V126H234ZM239 127V126H238ZM256 127V126H255ZM127 128V131L126 132H128L129 133V131H128V127H126ZM133 128V127H132ZM217 128V127H216ZM245 128V127H244ZM260 128V127H259ZM262 128H263V126H262ZM261 128V129H262ZM130 129H131V127H130ZM136 129V128H135ZM153 129V130H152ZM234 129V128H233ZM257 129V128H256ZM260 129V130H261ZM119 130H121V129H119ZM133 130V129H132ZM131 130V131H132ZM138 130V129H137ZM238 130V129H237ZM240 130V129H239ZM247 130V129H246ZM115 131V130H114ZM130 131V132H131ZM136 131V130H135ZM153 131V132H152ZM217 131V130H216ZM241 131V130H240ZM243 131H244V129H243ZM249 131V130H248ZM247 131V132H248ZM254 131V130H253ZM253 131H252V133H253ZM122 132V131H121ZM223 132V131H222ZM229 132V131H228ZM234 132H236V131H234ZM246 132V134L248 135L249 133H247ZM257 133H258V131H256ZM261 132H262V130H261ZM261 132L259 133L260 135H262L261 134ZM132 133H134V132H132ZM132 133H129V134H131L132 135ZM100 134H102V133H100ZM118 134V133H117ZM127 134V133H126ZM128 134V135H129ZM138 134V133H137ZM158 134H160V137L158 136V138H157V135ZM214 134V133H213ZM236 134V133H235ZM240 134V133H239ZM256 134V133H255ZM128 135H125V137L126 136H128ZM131 135H130V139H131ZM194 135H198V136H195V137H193ZM219 135V134H218ZM229 135V134H228ZM236 135H238V134H236ZM122 136V135H121ZM141 136V135H140ZM193 138H192V137ZM217 136V135H216ZM222 136V135H221ZM227 137V136H226ZM244 138H246L245 136H243ZM242 137V138H243ZM116 138V137H115ZM120 138H122V137H120ZM205 138H204V140H205ZM230 138V137H229ZM253 138V137H252ZM127 139H128V137H127ZM209 139H210V136H209ZM219 139V138H218ZM216 140V142L217 141H219V140ZM228 139V138H227ZM123 140V139H122ZM129 140V139H128ZM142 140V141H143ZM198 140V139H197ZM207 140V139H206ZM222 140H223V137H222ZM226 140V139H225ZM261 140V139H260ZM125 141V140H124ZM132 141V140H131ZM143 141V144H145V142ZM199 141V140H198ZM208 141V140H207ZM245 141V140H244ZM254 141V140H253ZM13 142V141H12ZM129 142H130V140H129ZM199 142H201V141H199ZM209 142H211V141H209ZM246 142V141H245ZM247 142H248V140H247ZM124 143V142H123ZM123 143H121V140H120V146H121V144H122V146H124L123 145ZM177 143V144H176ZM220 143V142H219ZM250 143V142H249ZM254 144L256 143V142H253ZM129 145H131L130 143H128ZM135 144V143H134ZM174 144H176V145H174ZM179 144V145H178ZM200 144V143H199ZM230 144V143H229ZM232 144V143H231ZM128 145V146H129ZM147 145H148V143H147ZM178 145V146H177ZM206 145V144H205ZM208 145H209V143H208ZM224 145V144H223ZM244 145V144H243ZM251 146H252V143L250 144ZM15 146V145H14ZM16 146H17V144H16ZM111 146H113V145H111ZM119 146V147H120ZM139 146H141V145H139ZM138 146V147H139ZM146 146V145H145ZM214 146V145H213ZM248 146V145H247ZM257 146V145H256ZM259 146H260V144H259ZM151 147V146H150ZM180 147V146H179ZM200 147L202 148L203 146H201L200 145ZM255 147V146H254ZM188 148V147H187ZM211 148V147H210ZM216 148V147H215ZM227 148V147H226ZM230 148V147H229ZM123 149H124V147H123ZM153 149V148H152ZM186 149V148H185ZM251 149V148H250ZM128 150H130V149H128ZM192 150V149H191ZM200 150H202V149H200ZM205 150V149H204ZM212 150V149H211ZM216 150V149H215ZM246 150V149H245ZM254 150V149H253ZM172 151V152H171ZM185 151V150H184ZM183 151V152H184ZM203 151V150H202ZM214 151V150H213ZM242 151V150H241ZM252 151V150H251ZM141 152L143 153V151L141 150ZM145 152V151H144ZM173 152H178V154H176V153H174V155H173ZM199 152V151H198ZM201 152V151H200ZM199 152V153H200ZM235 152V151H234ZM244 152V151H243ZM247 152H249V151H247ZM172 153V154H171ZM187 155H188V152H185ZM203 153V152H202ZM214 153V152H213ZM220 153V152H219ZM251 153V152H250ZM147 154V153H146ZM225 154V153H224ZM234 154V153H233ZM264 154V153H263ZM128 155V154H127ZM171 155L173 156L172 158V163L174 164V170H173V172H170L169 171V164H171ZM181 155V156H182ZM248 155V154H247ZM126 156V155H125ZM186 156V155H185ZM106 157H108V156H106ZM105 157V158H106ZM127 157V156H126ZM201 157L203 158V159H206L207 158V151H205V153H203L202 155H201ZM216 157V156H215ZM242 157V156H241ZM240 157V158H241ZM245 157V156H244ZM247 157V156H246ZM148 158H156L158 161V163L160 164V162H161V164H163V168L161 169V170H158L157 168H156V165H159L157 162H156V164H154V165H152V166H145L144 164H146L147 163V160L149 161L150 160V162H151V159H148ZM177 159H178V157H176ZM181 158V157H180ZM185 158V157H184ZM108 159V158H107ZM188 159H190V157L188 158ZM208 159V158H207ZM103 160H105V159H103ZM228 160V159H227ZM129 161V160H128ZM160 161V162H159ZM229 161H231V160H229ZM113 162V161H112ZM116 162V161H115ZM126 162V161H125ZM204 162H205V160H204ZM211 162V161H210ZM228 161H226L225 163L226 164H228L227 163ZM243 162V161H242ZM250 162V161H249ZM201 163H202V161H201ZM209 163V162H208ZM212 163V162H211ZM217 163V162H216ZM229 163H231V162H229ZM113 164V163H112ZM116 165H119L118 163H115ZM220 164H222V163H220ZM110 165H111V163H110ZM212 165V164H211ZM217 165V164H216ZM112 166V165H111ZM111 166H109V168H105L106 170H107V172H108V175H109V170H110V167ZM161 166V165H160ZM173 166V165H172ZM204 166V165H203ZM202 166V167H203ZM210 166V165H209ZM215 166V165H214ZM234 166V165H233ZM241 166V165H240ZM165 167V168H164ZM202 167H200L199 168V170L202 168ZM112 168V167H111ZM116 168H117V166H116ZM217 168V167H216ZM233 168V167H232ZM24 169V168H23ZM109 169V170H108ZM205 169V168H204ZM204 169H203V171H204ZM210 169V168H209ZM254 169V168H253ZM115 170V165L113 164V168L111 169V172L110 173H115V172H113V171ZM120 170V169H119ZM118 170V171H119ZM139 170H142V171H140L139 172ZM207 170V169H206ZM221 170V169H220ZM219 170V171H220ZM224 170H225V168H224ZM223 170V171H224ZM201 171V170H200ZM236 171V170H235ZM117 172V171H116ZM130 172V173H129ZM207 172H209V170L207 171ZM225 172V171H224ZM118 173V172H117ZM148 173H150L151 175H152V177L151 178H148ZM210 173V172H209ZM238 173V172H237ZM120 174L118 175V177H121L120 176ZM211 174V173H210ZM222 174V173H221ZM230 174V173H229ZM115 175V174H114ZM117 175V174H116ZM115 175V176H116ZM135 175V176H136ZM142 175H141V177H142ZM212 175V174H211ZM220 175V174H219ZM223 175V174H222ZM228 175V174H227ZM209 176V175H208ZM212 176H214V175H212ZM255 176V175H254ZM112 177V176H111ZM143 177V178H144ZM238 177V176H237ZM113 178V177H112ZM116 178H117V176H116ZM129 178V179H130ZM139 178V177H138ZM217 178V177H216ZM226 178V177H225ZM229 178V177H228ZM235 178V177H234ZM240 178V177H239ZM238 178V179H239ZM242 178V177H241ZM240 178V179H241ZM118 179V178H117ZM243 179V178H242ZM116 180V179H115ZM195 180V182H197L199 185H200V187L203 189V190H205L206 191V193H208V195H209V198H211V199H213L215 202H216V206H217V208H219V212H221V213H219V214H217V212H216V210L215 211H213L212 212V214L211 215H207V213L203 210V208H202V204L195 198V200H193V199H191L190 197V199L186 196V194L188 195L189 194V192H191L192 191V181H194ZM232 180V179H231ZM233 181V180H232ZM236 181V180H235ZM235 181H233V182H235ZM243 181H245L244 179H243ZM139 182V181H138ZM233 182H232V184H233ZM250 182V181H249ZM125 183V182H124ZM231 183V182H230ZM238 184H239V182H237ZM243 183V182H242ZM245 183H246V181H245ZM254 183V182H253ZM252 183V184H253ZM123 184V183H122ZM131 184V183H130ZM134 184V183H133ZM136 184H137V182H136ZM139 184V185H140ZM231 184V185H232ZM240 184H241V180H240ZM247 184H249V183H247ZM135 185V184H134ZM234 186V185H233ZM243 186H244V184H243ZM259 186V185H258ZM191 187V188H190ZM121 188V187H120ZM213 188L217 191L216 193H217V197H213L214 196V194L215 193H213L215 190H213ZM235 188V187H234ZM190 189H191V191H190ZM238 188H236V190H237ZM249 189V188H248ZM262 189V188H261ZM118 190V189H117ZM158 190V191H159ZM197 190V189H196ZM212 190H213V192H212ZM232 190H233V188H232ZM236 190H234V191H236ZM239 190H240V188H239ZM245 190V189H244ZM252 190V189H251ZM251 190H246L247 192H248V194H249V192L251 191ZM258 190V189H257ZM119 191V190H118ZM195 191V190H194ZM192 192V193H195V192ZM259 191V190H258ZM262 191V190H261ZM230 192V193H229ZM198 193V192H197ZM246 193V192H245ZM258 193V192H257ZM174 194H173V196H174ZM239 194V193H238ZM244 194V193H243ZM247 194V195H248ZM190 195V194H189ZM216 195V194H215ZM244 195H246V194H244ZM263 195V194H262ZM185 197V198H184ZM241 197V196H240ZM240 197H239V199H240ZM242 197H244L243 195H242ZM235 198H237V197H235ZM244 199V198H243ZM173 200V199H172ZM178 200V199H177ZM185 200V201H184ZM204 200V199H203ZM184 201V202H183ZM256 201V200H255ZM263 201V200H262ZM207 202V201H206ZM259 202H261V201H259ZM203 203V202H202ZM212 203V202H211ZM241 203H243L242 202V200H241ZM240 203V204H241ZM256 203V202H255ZM258 203V202H257ZM262 203V202H261ZM143 204H145V205H143ZM148 204V205H147ZM245 204V203H244ZM262 205H264L263 203H262ZM119 206H122L124 209H118V207ZM205 206V205H204ZM241 206V205H240ZM260 206V205H259ZM206 207V206H205ZM213 207V206H212ZM211 207V208H212ZM240 209H241V207H239ZM244 208V207H243ZM242 208V209H243ZM214 209H216V208H214ZM260 209V208H259ZM147 210V211H146ZM246 210V208L245 209H243V211H245ZM122 211H124V213H126L125 215H124V213H122ZM217 211H218V209H217ZM248 211V213H249V211L250 210H247ZM170 212V213H171ZM236 212V211H235ZM259 212V211H258ZM209 213V212H208ZM226 214V215H227ZM235 214V213H234ZM206 215V216H205ZM218 217H217V216ZM255 215V214H254ZM264 215V214H263ZM249 217V216H248ZM57 220H58V217L56 216L55 217ZM55 219V220H56ZM227 220V219H226ZM225 220V221H226ZM133 221V220H132ZM239 221H242V220H239ZM245 221V220H244ZM123 222V221H122ZM224 222V221H223ZM59 223V222H58ZM205 223V224H206ZM241 223V222H240ZM122 224H124V223H122ZM248 224H250V223H248ZM128 225H130V223L128 224ZM203 225V224H202ZM219 225H221V223L219 224ZM204 226H207V225H204ZM250 226L252 227H259V224H250ZM79 227H81V223H79ZM202 227V226H201ZM217 227H218V225H217ZM233 226H231V227H229V228H232ZM263 227V226H262ZM108 228V229H109ZM144 228H146V230H148V231H151V230H153V234H152V236H151V234H147V232H145V234L143 233L144 231H143V229ZM109 229V230H110ZM255 229V228H254ZM261 229V228H260ZM120 230V229H119ZM135 230H137V229H135ZM263 230V229H262ZM262 230H260L261 231V233H262ZM112 232V233H113ZM132 232V231H131ZM116 233V232H115ZM224 233V232H223ZM238 233V232H237ZM236 234V233H235ZM118 235H121V234H118ZM118 235H115V236H113L114 237V245H116L115 247L112 245H110V244H107V243H105L104 242V240H103V246L102 247H104V248H106L107 247V250H109V251H111L112 252V248L114 247V248H117V249H119V253H120V255H118V257H122V256H124V258L126 257L125 255H127L128 253H124L125 251V249L123 248H121V243H120V237L118 236ZM148 235H150V236H148ZM123 236V235H122ZM139 237V238H140ZM226 237V236H225ZM232 237H233V235H232ZM127 238V237H126ZM215 238H216V236H215ZM222 238V237H221ZM264 238V237H263ZM106 239V238H105ZM108 240V239H107ZM220 240H222V239H220ZM230 240V239H229ZM236 240V239H235ZM242 240V239H241ZM96 241H97V239H96ZM213 241V240H212ZM212 241H210V243H212ZM224 241V240H223ZM261 241V240H260ZM259 241V243L261 244V242ZM101 242V241H100ZM221 242V241H220ZM225 242V241H224ZM223 242V243H224ZM109 243V242H108ZM214 243V242H213ZM99 244V243H98ZM101 244V243H100ZM216 244V242L214 243V245ZM4 245V244H3ZM83 245V244H82ZM82 245H80V244H78V246L79 247H82ZM102 245V244H101ZM121 245V246H120ZM204 245V244H203ZM213 244H211V246H212ZM213 245V246H214ZM262 245V244H261ZM206 246V245H205ZM212 246V247H213ZM216 246V245H215ZM230 246V245H229ZM78 247V249H80ZM148 247V248H149ZM199 247V246H198ZM201 247V246H200ZM210 247V246H209ZM208 247V248H209ZM211 247V248H212ZM247 247H249V246H247ZM113 248V249H114ZM145 248V247H144ZM158 248H156V249H158ZM194 248H196V245H195V247ZM210 248V249H211ZM215 248V247H214ZM217 248V247H216ZM238 248V247H237ZM77 249V250H78ZM198 249L199 248H197V251H198ZM209 249V251H211ZM76 250V249H75ZM82 250V249H81ZM115 250V249H114ZM241 250V249H240ZM85 251V249H83L82 251H80V252H84ZM226 251L227 250H225V248H223L222 250H221V253H217L216 254V256H214V254H212L213 252L211 251V252H209V253H207L205 256H203L204 257V260L202 261L201 259H199V260H201V262L199 263V262H195L196 261V259H195V261L194 260H192L193 262H191V263H189V264H204V263H208V262H211V261H213L215 264H227V263H229V264H232V263H234V262H228V261H230V259L232 258H230V259H228L230 256H228L227 255V253H226ZM72 252V251H71ZM114 253V254H119V253ZM169 252H170V250H169ZM175 252V251H174ZM262 252H263V250H262ZM113 253V252H112ZM171 253H172V251H171ZM177 253V252H176ZM231 253V252H230ZM257 253V252H256ZM255 253V254H256ZM111 254V253H110ZM173 254V253H172ZM179 254V253H178ZM232 254V253H231ZM245 254V253H244ZM261 254H264V253H261ZM176 255V254H175ZM181 255V254H180ZM179 255V256H180ZM236 254H234V256H235ZM259 255V254H258ZM242 256V255H241ZM249 256V255H248ZM223 257H227L226 259H224L221 263H219V261H221V260H219V258H223ZM170 258H172V257H170ZM180 258V259H179ZM184 258H186V257H184ZM183 258V256H180V257H178V259H179V262H178V264H187L188 262H186V259H188V258H186V259H184ZM200 258V257H199ZM234 258V257H233ZM254 258H255V255H254ZM126 259V258H125ZM125 259H123V261L125 260ZM190 259V258H189ZM188 259V260H189ZM237 258L235 257V260H236ZM167 260H169V258H167ZM167 260H165V261H167ZM228 260V261H227ZM232 260V259H231ZM257 260H259V259H257ZM261 260V259H260ZM123 261H122V263H123ZM183 261H185V262H183ZM172 262V261H171ZM28 263V262H27ZM125 263V262H124ZM168 263V262H167ZM169 263H170V261H169ZM252 263V262H251ZM259 263H260V261H259ZM119 264H121V263H119ZM171 264H173V263H171Z\"/></svg>",
  "mask_w": 264,
  "mask_h": 264
}]
</instances>
